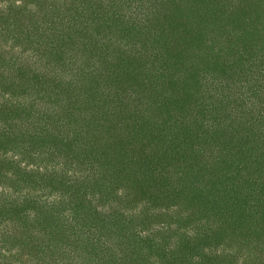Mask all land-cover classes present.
Segmentation results:
<instances>
[{
	"label": "rangeland",
	"instance_id": "374dc122",
	"mask_svg": "<svg viewBox=\"0 0 264 264\" xmlns=\"http://www.w3.org/2000/svg\"><path fill=\"white\" fill-rule=\"evenodd\" d=\"M195 5L0 0V264H264V0ZM221 122L242 134L231 162L214 156ZM235 175V230L152 220L178 211L173 191ZM132 231L141 244L117 245Z\"/></svg>",
	"mask_w": 264,
	"mask_h": 264
},
{
	"label": "trees",
	"instance_id": "16d2710c",
	"mask_svg": "<svg viewBox=\"0 0 264 264\" xmlns=\"http://www.w3.org/2000/svg\"><path fill=\"white\" fill-rule=\"evenodd\" d=\"M176 2H178L180 4H183V6L181 8L185 9L184 5L187 8H188V6L194 7V6H196L195 4H201L203 2V0H196L194 3H190V1L184 2L183 0H176ZM186 14H187V12H186ZM252 17L254 19H255V17L259 18L258 22H259L260 25L258 23L257 24L259 25L258 27H260L259 28V30H260L261 27L264 25V16L261 17L259 15V16H255V17L252 16ZM172 51H173V54L175 56L174 58H176L175 60H179L180 61L181 57H182L181 55L183 54V50L182 49H180V50L177 49L176 50L177 52L174 51V50H172ZM212 53L213 54L219 53V50L218 51H212ZM246 70H247V68L244 71H246ZM248 76H249V73H248ZM248 76H247V78H248ZM175 91H176V89H175ZM57 95H59V94H57ZM7 116L8 115H6V117ZM8 118H6V119H8ZM157 122H159V121H157ZM217 124H211L215 128L213 130L216 131L215 133L221 132V133H223V135H226L227 136V142L225 141L226 138H224V144L222 142L220 144V148H219L222 151L221 150H215L216 154L214 156L217 157L218 160H221L220 162L225 161V160H226V162H231V159L229 157H230L231 153L234 150H236V144L235 143H238L237 138L240 135H242V134H239L234 128H233L234 130L233 129H225V127H224L222 122L219 123L218 125ZM168 125H172V122H169ZM220 125H222L223 128H221ZM173 129L174 128L167 129L168 130V133H167L168 137H170V135L174 136V134L171 132ZM252 131H253V129H252ZM244 135L246 137L244 148H246V145H248V141L250 140V135H248V134H247V136H246V134H244ZM165 137L161 138L160 140L162 142V145L166 147L167 146V143H166L167 140H166V142L163 141L165 139ZM245 137H244V140H245ZM170 138L172 139V137H170ZM187 138H189V136ZM262 141L264 143V139ZM231 143H234L232 147L229 145ZM180 144L182 145V143H180ZM180 144L178 143V146H180ZM186 146H187V144L185 143L184 147H186ZM176 147H177V145H176ZM249 147H251V146H249ZM249 147L246 150H244V149L240 150V153H238L237 156L233 159L232 163H234L235 165L237 164L236 172L240 171L241 168H242L245 171H247L248 173H252L251 169L253 170L254 167H255L254 163H256V160H255L256 158H255V155L251 153L252 149H249ZM69 149H72V148H69ZM239 149H241V147H239ZM170 151H172V149ZM64 153H65V151H64ZM70 153H73V152L70 151ZM259 158H260V160H262V158H264L263 151H262V154L260 155ZM214 159H216V158H214ZM3 163L4 162L0 163V169H1L2 165H3ZM167 165H169V166H167ZM159 166L160 167H158V168L161 171L162 168L170 167L171 164L167 163V162H163V160H161V164ZM33 176L35 177L36 175L34 174ZM200 177H201V175H199V174L195 175L194 176V178H195L194 181L195 182L196 181L200 182V180H199ZM248 178L249 177H247V179ZM231 179H232L231 181L230 180H228V181L227 180L219 181L218 178H215L212 181V185L207 183L208 184L207 185L208 188L206 187L207 189L205 188L202 192H200L199 190L198 191L194 190V192H190V190H188V192L185 193V189L183 187L179 188L180 190H178V191H176V190L173 191V195L176 196V198H178V200H180V202L178 203V206H179L178 211L176 213H174L173 215H171V216H166L167 215L166 212H165L166 214L163 213V215H160V213H159V215L157 214V216H155L156 218H152V220L153 221H157L159 219H163L164 223L169 224V225L173 224V226H175L176 229L179 230V229L183 228L184 225L188 226L192 222L195 223V228H196L197 226H199L201 221L206 222L207 219L208 220L211 219L210 222L219 223V221H223V218L226 217L229 220V223L227 225L230 226V227H234V230H235V228L238 226V222H240V220H242V221L244 220L243 222H246V220L243 217L247 216V212L243 211L244 210V208H243L244 206H242V209H240V211H238V212H236V209H238V208H236L235 210H228L229 207L232 205V199H233L232 193H234L235 191L237 192V190H236L237 187L235 186V184H236V175H235V177L232 176ZM233 183H235V184H233ZM204 184H206V182ZM210 185H211V187H210ZM229 186H230V188H229ZM253 188H256V187H253ZM226 190H228L227 194H226ZM229 190L232 193L229 192ZM253 190H255V189H253ZM244 192H246L244 188H243V190H240V197H241L240 205L243 203V200L245 198V193ZM215 203H216L217 206H214ZM204 204H205V206L207 208L208 207L209 208L208 209L203 208ZM169 218H171V219H169ZM226 220L227 219H224V222H226ZM135 223L137 224V222H135ZM150 223H153V222L151 221ZM211 227H212V225H211ZM214 228H215V226H214ZM136 230L137 229L135 228V231ZM182 230L183 231H182L181 235H185L186 234L185 228L182 229ZM210 230H211V228H210ZM215 230H217V227L213 231L211 230L212 232L209 235H213V233L215 235H217ZM222 230H224V229H222ZM133 236H134L133 231L130 233V235H127V232H126V235L125 236L122 235L121 238H120V235H118L119 240H117L118 241L117 245L121 246V244L126 243V242L127 243H131V245H133V244L134 245L135 244H141V242L139 240L137 241L136 239H134L138 235H136L135 237H133ZM144 237H148V238L151 239V234L150 233H148V234L146 233L144 235ZM178 239H183V241H178V245H180L181 247L184 246V245H186V246L192 245L194 243V241L196 240L195 237L187 238V237H183V236H181V237L179 236ZM203 239L204 238L199 237V240H203ZM144 241H148V240L144 239ZM56 243L58 245H60L59 241H56ZM175 248H177V247H175ZM122 250L123 249H121V251ZM173 254H174V256L172 258H175L176 252H174ZM196 254H200V253L197 252ZM126 255H128V254H126ZM199 260H201V262H199ZM218 260H219L218 256L214 257V256H211L209 254V256L207 257V256H205L203 254V257L201 259H197L196 261H198V263H200V264H219V263H217ZM175 261H176V259H171L172 263H174ZM259 262H263L264 263V261H261V260ZM252 264H256L255 260L252 262Z\"/></svg>",
	"mask_w": 264,
	"mask_h": 264
}]
</instances>
